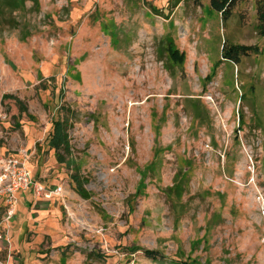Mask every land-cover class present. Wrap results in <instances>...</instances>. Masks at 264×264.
I'll use <instances>...</instances> for the list:
<instances>
[{
	"label": "rangeland",
	"instance_id": "rangeland-1",
	"mask_svg": "<svg viewBox=\"0 0 264 264\" xmlns=\"http://www.w3.org/2000/svg\"><path fill=\"white\" fill-rule=\"evenodd\" d=\"M2 15L0 157L28 152L36 180L61 191L10 220L0 198V264H264L254 0L226 18L209 0H27ZM224 42L246 51L225 59ZM56 118L64 162L45 143Z\"/></svg>",
	"mask_w": 264,
	"mask_h": 264
},
{
	"label": "trees",
	"instance_id": "trees-1",
	"mask_svg": "<svg viewBox=\"0 0 264 264\" xmlns=\"http://www.w3.org/2000/svg\"><path fill=\"white\" fill-rule=\"evenodd\" d=\"M26 1L27 0H0V15L3 16L2 14H6L5 19L10 20L11 18H8L7 16H13L15 10H21L24 7ZM30 1H36V0H30ZM236 1L239 0H209L210 7L212 8V10L219 13L220 15H223L224 18L228 17L230 8ZM254 3H255L256 19H257L256 26L259 34L264 35V0H254ZM171 44L172 43L169 42V48L167 47L166 54H168V56L166 60L170 63V65L173 66L174 64L172 63H175L173 60L180 61L181 55L177 52L175 48H172ZM245 49L246 48H243L238 45L236 46L229 45L228 47L224 42L222 46V50H223L222 54L225 59L234 60L236 59L239 50L246 51ZM191 99L193 98H187L186 101L190 105H193L195 102L194 100ZM6 100L14 101V104L16 105L19 111V114L27 112L26 105L22 100L14 97L11 94H4L2 96V103L4 104ZM45 135H46L45 143L49 146L51 150H53L57 161L59 162L66 161L65 155L69 153V149H70L68 135H67V120L63 118L53 119ZM29 169L31 170L33 178L36 179V176L34 174L35 170H33L31 166L29 167ZM72 179L75 181L74 182L75 191L80 196L84 197L85 190L82 188V183L80 182L78 174L76 173L73 174ZM170 191L181 194L183 191L182 182H180V180L174 181ZM147 253L150 254L152 252H147Z\"/></svg>",
	"mask_w": 264,
	"mask_h": 264
},
{
	"label": "built area",
	"instance_id": "built-area-1",
	"mask_svg": "<svg viewBox=\"0 0 264 264\" xmlns=\"http://www.w3.org/2000/svg\"><path fill=\"white\" fill-rule=\"evenodd\" d=\"M28 152L22 151L15 155L0 157V198L6 205L4 220H10L16 213L19 190H31L38 199L48 200L58 194L61 188L49 189L33 178L28 167Z\"/></svg>",
	"mask_w": 264,
	"mask_h": 264
},
{
	"label": "crops",
	"instance_id": "crops-1",
	"mask_svg": "<svg viewBox=\"0 0 264 264\" xmlns=\"http://www.w3.org/2000/svg\"><path fill=\"white\" fill-rule=\"evenodd\" d=\"M12 155H14V154H12ZM31 196H33L31 190H25V191L19 190V191L16 192L17 203L19 204V206H20L21 203L22 204L23 203L26 204L28 202V200L31 201ZM17 208H18V206H17Z\"/></svg>",
	"mask_w": 264,
	"mask_h": 264
}]
</instances>
